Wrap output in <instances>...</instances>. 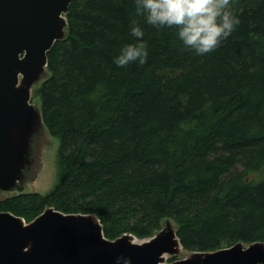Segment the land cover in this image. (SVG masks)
<instances>
[{"label": "trees", "instance_id": "obj_1", "mask_svg": "<svg viewBox=\"0 0 264 264\" xmlns=\"http://www.w3.org/2000/svg\"><path fill=\"white\" fill-rule=\"evenodd\" d=\"M231 10L240 24L197 55L135 0H73L35 90L59 140L57 183L1 199L0 212L26 223L49 207L94 214L109 240L148 239L171 221L188 252L264 242V0ZM140 43L146 63H114Z\"/></svg>", "mask_w": 264, "mask_h": 264}, {"label": "water", "instance_id": "obj_2", "mask_svg": "<svg viewBox=\"0 0 264 264\" xmlns=\"http://www.w3.org/2000/svg\"><path fill=\"white\" fill-rule=\"evenodd\" d=\"M73 0H0V192L22 187L35 164L34 142L45 127L31 89L45 74L47 52L64 38ZM183 250L171 221L152 237L105 238L94 214L45 208L26 223L0 212V264H264V242L215 251Z\"/></svg>", "mask_w": 264, "mask_h": 264}, {"label": "clouds", "instance_id": "obj_3", "mask_svg": "<svg viewBox=\"0 0 264 264\" xmlns=\"http://www.w3.org/2000/svg\"><path fill=\"white\" fill-rule=\"evenodd\" d=\"M136 13L154 27L175 28L185 49L197 55L219 48L240 24L231 10V0H135ZM131 34L142 40L144 32L133 22ZM143 43L125 45L114 60L119 67L133 62L146 63Z\"/></svg>", "mask_w": 264, "mask_h": 264}, {"label": "rangeland", "instance_id": "obj_4", "mask_svg": "<svg viewBox=\"0 0 264 264\" xmlns=\"http://www.w3.org/2000/svg\"><path fill=\"white\" fill-rule=\"evenodd\" d=\"M43 78L35 84L31 89V103L40 108L39 98L35 95V90L39 87ZM59 140L51 135L48 129L43 128L42 132L37 136L34 142V158L35 164L26 174L25 181L21 188L10 191L0 192V200L8 196L23 193H39L45 195L49 193L57 183V155H58ZM174 225V222H171ZM136 242H142L147 239H141L134 236ZM247 245V244H244ZM191 252L182 250L174 257V260L182 259L188 256ZM171 256L165 255V260L168 262Z\"/></svg>", "mask_w": 264, "mask_h": 264}]
</instances>
